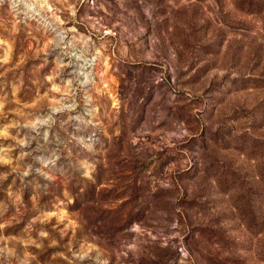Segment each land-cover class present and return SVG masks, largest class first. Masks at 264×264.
<instances>
[{"label": "rangeland", "instance_id": "374dc122", "mask_svg": "<svg viewBox=\"0 0 264 264\" xmlns=\"http://www.w3.org/2000/svg\"><path fill=\"white\" fill-rule=\"evenodd\" d=\"M0 264H264V0H0Z\"/></svg>", "mask_w": 264, "mask_h": 264}]
</instances>
